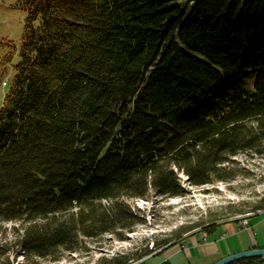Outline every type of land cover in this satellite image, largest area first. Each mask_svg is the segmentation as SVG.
Segmentation results:
<instances>
[{
    "label": "trees",
    "instance_id": "obj_1",
    "mask_svg": "<svg viewBox=\"0 0 264 264\" xmlns=\"http://www.w3.org/2000/svg\"><path fill=\"white\" fill-rule=\"evenodd\" d=\"M21 2L20 59L0 107V220L22 223L25 258L122 238L142 221L127 199L182 195L180 174L193 187L230 180L233 156L264 153V0Z\"/></svg>",
    "mask_w": 264,
    "mask_h": 264
},
{
    "label": "rangeland",
    "instance_id": "obj_2",
    "mask_svg": "<svg viewBox=\"0 0 264 264\" xmlns=\"http://www.w3.org/2000/svg\"><path fill=\"white\" fill-rule=\"evenodd\" d=\"M25 17L21 0H0V107L20 59ZM229 166L233 177L227 181L193 187L184 182L185 177L180 174L185 188L182 195L163 197L151 193L148 199H127L142 220L131 231L122 233V238L106 233L85 239L77 251H60L55 257L25 258L15 244L22 223L0 220V252L5 251L2 257L7 256L12 264H98L101 258L113 255L143 253L145 248H153L156 240L168 237L169 244L183 240L191 233L201 232L202 223L211 218H217L219 224L237 220L244 226L249 216L259 212L253 207L264 199V153H239L232 157ZM241 221L245 224H240ZM196 224L199 225L189 234L177 235L180 227ZM138 259H131L127 264Z\"/></svg>",
    "mask_w": 264,
    "mask_h": 264
},
{
    "label": "crops",
    "instance_id": "obj_3",
    "mask_svg": "<svg viewBox=\"0 0 264 264\" xmlns=\"http://www.w3.org/2000/svg\"><path fill=\"white\" fill-rule=\"evenodd\" d=\"M253 248H264V210L249 216L244 226L237 220L220 223L209 232H194L133 264H212L231 253ZM259 264H264V258Z\"/></svg>",
    "mask_w": 264,
    "mask_h": 264
},
{
    "label": "water",
    "instance_id": "obj_4",
    "mask_svg": "<svg viewBox=\"0 0 264 264\" xmlns=\"http://www.w3.org/2000/svg\"><path fill=\"white\" fill-rule=\"evenodd\" d=\"M247 257L264 258V248H253V249L234 252L220 258L219 260L213 262L212 264H228L237 259L247 258Z\"/></svg>",
    "mask_w": 264,
    "mask_h": 264
},
{
    "label": "built area",
    "instance_id": "obj_5",
    "mask_svg": "<svg viewBox=\"0 0 264 264\" xmlns=\"http://www.w3.org/2000/svg\"><path fill=\"white\" fill-rule=\"evenodd\" d=\"M240 224H245V221H244V222H242V221H241V223H240ZM258 264H259V263H258Z\"/></svg>",
    "mask_w": 264,
    "mask_h": 264
},
{
    "label": "bare ground",
    "instance_id": "obj_6",
    "mask_svg": "<svg viewBox=\"0 0 264 264\" xmlns=\"http://www.w3.org/2000/svg\"><path fill=\"white\" fill-rule=\"evenodd\" d=\"M241 223V222H240Z\"/></svg>",
    "mask_w": 264,
    "mask_h": 264
}]
</instances>
